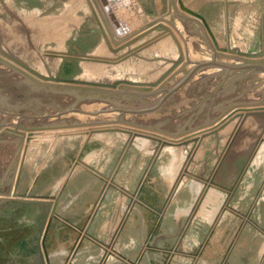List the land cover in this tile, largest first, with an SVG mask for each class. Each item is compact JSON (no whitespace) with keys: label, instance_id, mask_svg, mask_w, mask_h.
Returning a JSON list of instances; mask_svg holds the SVG:
<instances>
[{"label":"rangeland","instance_id":"rangeland-1","mask_svg":"<svg viewBox=\"0 0 264 264\" xmlns=\"http://www.w3.org/2000/svg\"><path fill=\"white\" fill-rule=\"evenodd\" d=\"M36 3L0 0V264H48L58 238L63 246L78 243L50 264H76L90 247L113 256V242L91 236L88 226L110 192L117 194L109 186L124 162L129 208L145 209L148 245L174 211L166 203L173 192L178 203L213 201L199 213L222 201L228 212L229 219L200 222L210 225L195 231L188 253L167 244L164 264L214 262L240 246L257 263L264 247V0H143L145 18L119 10L131 27L123 37L99 1L97 20L91 0L65 34L28 22L43 10ZM76 166L102 176L90 192L65 185ZM70 196L78 225L88 219L78 232L58 215L74 202ZM182 223L180 234L190 236V221Z\"/></svg>","mask_w":264,"mask_h":264},{"label":"crops","instance_id":"crops-1","mask_svg":"<svg viewBox=\"0 0 264 264\" xmlns=\"http://www.w3.org/2000/svg\"><path fill=\"white\" fill-rule=\"evenodd\" d=\"M33 1L35 2L36 0ZM98 1L94 0V19L96 18L95 20H97L96 16L99 15L100 12L97 6ZM130 1L131 9L133 8V10L135 11L137 9L139 15L143 17L147 15V13L143 10L146 7L144 5L145 3H143V0ZM90 2L91 0H41V3H36L33 7L34 9H40L39 7L42 6L43 10L41 9V12L39 11L37 13L36 10L32 16L27 12L24 13H26V15H28L29 17L31 16L28 21L29 23L32 21H38L39 23L44 24V26L48 28V30L59 33L64 32L65 34L66 31L64 30L66 29L67 24L73 25L75 23H79L82 20V12L85 7L89 6ZM121 3L122 4H120L119 2L117 3L119 9H117L115 14H117L119 22L125 24L127 27H130V25H128V22L124 20V16L120 15L119 10L121 9L123 11L124 9H126V2ZM9 7L11 8V5H7V8ZM41 13L43 14L42 19L35 18V14L39 15ZM10 20L11 16L9 17V19H7V21L2 20L1 23L4 24V26L10 25ZM5 28L8 27L6 26ZM112 30H114V28ZM115 32L116 31L114 30V33ZM95 34L96 33L94 32V39H99L98 35ZM64 37L67 38L66 35H63V38ZM98 50V47L94 48V54H100ZM130 167L134 169L135 166ZM85 169L84 167H82V169H75L74 172L71 171V174L69 175L70 177H68L67 174L65 185H67V188L70 191H75L81 194L90 192L92 190L91 188L93 187L92 181L100 180L97 177H94L93 172H88ZM123 173L124 172H122V174L116 179V184H118L119 187L123 186L126 190H130V187H127L129 186V183L127 181H130V178H125L123 176ZM78 182L79 184H81V188L76 187V184ZM103 187L104 184L101 189ZM50 188L51 187H49V190ZM60 191L59 193L60 195H62ZM97 191L99 192L100 190ZM50 192L52 191H48V193ZM117 194L115 190L111 191L106 204L102 207L99 214L96 217H94V214L92 215V217L90 216L91 219L88 229H90L91 236L99 237L106 242L112 241L113 246L111 247V249H108V252L110 251L113 256L119 258L123 257L124 259L118 261L116 257L108 255H106V258L104 259L103 249H101L103 247H98L95 250L94 248L90 247L91 251H89V253L93 252L94 254H96L94 255V260H92L93 253L86 254L87 252L85 251L84 253H80L78 255V258L75 260L76 264H97L100 261L104 264H164L163 249H169L170 247H172V249H181L184 250V252L188 253L194 248V245L197 243V238H195L194 236L196 235L195 231H197V234H199V231H201L203 228L205 229V227L210 225V223L204 225L200 222L204 223L207 221L210 222L211 220L215 221L229 219L225 217L228 212H224L221 207L223 201L220 204L217 202L218 205H216V207L212 206L214 208V211H210L209 214H204L199 213L198 210H200L201 207H203V209L210 208L209 206L210 204H213V201L200 199L199 201L190 200L187 202L178 203L173 198H176L179 194L177 192H173L171 201L167 200L166 203H172L170 205V208L171 211L174 210L175 212L173 211L171 213H167L162 217L161 223L155 228V231L159 232V235H156L154 237V240H151L148 245V233L150 232V227L149 224H147L146 216L144 215L145 209H143V207L140 205L129 208L130 201L128 202V199L126 197L127 194H123L118 191ZM70 197L71 199L67 200L74 202H71L65 207H62V209L59 210L58 215L62 216V218L65 220L64 221L62 219V221L70 225V229L73 232H78L79 228H81L83 225H88L86 224L88 223V219H85L84 222V220L81 218V225H78V223L80 222L77 217L79 215V210L78 208H75L77 206H75V204H77V197L76 199H74V197L72 196ZM184 221H190V224H185L186 227H188L190 230V236L185 237L183 234H180V231L184 227V224L182 223ZM78 226L81 227L77 228ZM213 226L215 225L213 224ZM56 230H58V228ZM65 235H69L70 237V234H68V232H66ZM77 243L78 240H76V238H71L68 246L69 248H75ZM167 244H169L170 247L167 246ZM68 246H63L61 243V239L58 238V248L49 255L50 262L61 263V261H64L63 256L70 252L68 250ZM247 248L248 247L242 248V246H240L238 252H235L234 249L233 252H229L226 258L224 257V259H216L214 262H211L208 258V260L204 259L202 261L200 259L193 264H249ZM258 256L259 261H257V263L255 264H264V262H262V258H264V247L260 249ZM189 262H187V264H189ZM185 263V260L177 261V264Z\"/></svg>","mask_w":264,"mask_h":264},{"label":"bare ground","instance_id":"bare-ground-1","mask_svg":"<svg viewBox=\"0 0 264 264\" xmlns=\"http://www.w3.org/2000/svg\"><path fill=\"white\" fill-rule=\"evenodd\" d=\"M115 1H116V2H114V3H115L114 5H115V7H117V9H119L117 3L119 2L120 4H122V3H121L122 1L126 2L125 4L127 5V8L124 9L123 11H125V10H127V9L130 8V5H131V4H130V1H128V0H115ZM99 2H100V1H99ZM102 7H103V6H102ZM113 8H114V7L112 6V9H113ZM113 12H114V9H113ZM115 12H116V11H115ZM115 12H114V13H115ZM105 13H106V12H105ZM106 15H107V14H106ZM116 16H117V14H116ZM129 28H130V27H129ZM130 30H131V29H130ZM115 31H116V30H115ZM115 33H116V32H115ZM116 34H117V33H116ZM126 35H128V33H127V34H124L123 36H126ZM123 36H122V37H123ZM253 120H254V119H253ZM230 128H231V127H230ZM227 129H229V128H227ZM167 144H168V143H167ZM131 146H132V145H128V146H126V150H127L128 152H129ZM161 149H163V147H162ZM156 151H158V153H157V155H158V154H159V150L157 149ZM229 156H230V157L233 156L232 153H231V154L229 153ZM233 157H234V156H233ZM218 158H219V156H218ZM218 158H217V159H218ZM225 160H227V158H226ZM225 160H223V161L225 162ZM235 160H236V159H235ZM235 160H234V161H235ZM234 161H233V163H234ZM156 163H158V160H157V161L154 160L152 166L156 165ZM192 163H194V161H192ZM192 163H191V164H192ZM222 163H223V162H222ZM124 164H125V162L122 164L121 167L118 168V171L116 172V174H115V176H114V178H113V182H114V183H112L113 185H112V186H109V187H112L113 189H116L117 191H119L120 189H118L119 186H118V184H116V179L120 176V171L123 169ZM80 165H81V164H80ZM77 166H78V165H77ZM77 166H76L75 168H73V170H72L73 172H74L75 169H77ZM78 167H79V166H78ZM81 168H82V167H81ZM88 171L94 173V170H93V171L88 170ZM73 172H72V173H73ZM98 172H99V171H97V172L94 173V177H97L98 179H101L102 176H98ZM221 172H222V171H221ZM70 174H71V173H70ZM101 175H103V174H101ZM196 178H201V177H200V176H197V175L195 174V176L193 177V179L196 180ZM105 187H106V186L104 185L103 188H105ZM121 187H123V186H120L119 188H121ZM103 188H102V189H103ZM123 191H124V192H123ZM126 191H128V190H126L125 188H123V190H120L119 192H121V193H123V194H126ZM112 251H113V250H112ZM106 255H107V254H105V256H104V252H103V256H104L103 258H104V259L106 258ZM108 256H110V255H108ZM48 261H49V259H48ZM48 264H50V262H48Z\"/></svg>","mask_w":264,"mask_h":264},{"label":"water","instance_id":"water-1","mask_svg":"<svg viewBox=\"0 0 264 264\" xmlns=\"http://www.w3.org/2000/svg\"><path fill=\"white\" fill-rule=\"evenodd\" d=\"M100 4L103 6L104 11L106 12L112 27L114 28V30H116V33L119 37H122L124 34H129L130 33V29L129 27H127L125 24L119 22L116 14L114 13L115 11H117V7H115V0H99ZM112 6L114 7V12L112 9ZM256 66H254L255 69Z\"/></svg>","mask_w":264,"mask_h":264}]
</instances>
